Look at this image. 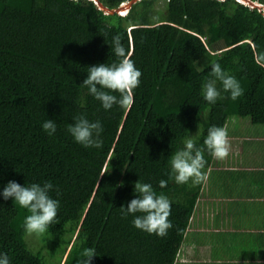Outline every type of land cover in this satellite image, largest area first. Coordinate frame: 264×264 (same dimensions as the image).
Segmentation results:
<instances>
[{"label":"trees","instance_id":"16d2710c","mask_svg":"<svg viewBox=\"0 0 264 264\" xmlns=\"http://www.w3.org/2000/svg\"><path fill=\"white\" fill-rule=\"evenodd\" d=\"M128 1L100 0L112 9ZM117 34L142 73L129 111L105 110L82 85L88 67L115 61ZM258 54L264 11L239 0H136L125 14L95 0H0V193L9 181L51 182L49 196L60 203L35 248L23 227L30 213L0 195V253L10 264H79L93 248L91 264H174L199 183L170 179V158L188 138L202 147L211 126L226 129L235 116L264 124ZM213 63L243 96L203 99ZM81 114L102 123L101 147L86 148L67 131ZM48 119L56 123L51 136L42 129ZM204 158L205 173L214 159L207 151ZM138 180L171 201L164 237L121 215Z\"/></svg>","mask_w":264,"mask_h":264},{"label":"clouds","instance_id":"9594fccd","mask_svg":"<svg viewBox=\"0 0 264 264\" xmlns=\"http://www.w3.org/2000/svg\"><path fill=\"white\" fill-rule=\"evenodd\" d=\"M239 1L250 4L245 0ZM250 1L262 5V9H260L257 5L250 4L258 7L260 11H264L263 3L256 0ZM72 2L78 3V0H72ZM110 47L116 57L115 61L111 64L88 67V75L82 85L88 89L91 96L101 102L105 110H110L114 105H117L123 110L129 111L134 103V89L139 86L142 73L135 67V63L123 46L119 34L112 37ZM255 60L261 68H264V54H258ZM218 83L220 88L217 87ZM222 92L230 93V99L233 101L244 94L238 80L224 71L219 63H213L209 79L202 85V96L209 104H215L218 99L225 98ZM73 119L74 123L68 125L67 131L75 142L86 148L102 146L99 137L103 132V125L99 120L91 122L83 114L77 115ZM42 129L51 136L56 132V123L48 119L43 122ZM205 151L216 160L228 157L231 144L225 128L211 126L202 147H197L192 138L186 139L184 147L176 151L170 158L169 178L174 179L176 184H187L189 181L193 184L199 183L204 177L203 169L207 163L204 158ZM159 183L161 187H164L167 182L161 180ZM52 189L51 182H45L43 186L38 183L21 186L15 181H9L0 195L4 200L12 198L21 208L30 213L25 217L23 224L27 234L43 235L55 222L60 206L59 200L49 196ZM134 191L137 198L132 199L127 206L120 207L122 217L127 218L132 215L134 217L133 226L149 235L166 236L168 230L173 227L169 220L171 201L163 194L157 195L151 184L141 183L139 180L134 184ZM81 255L82 259L79 264H91L93 257L96 256V251L93 248H86ZM0 264H10L7 254L0 253Z\"/></svg>","mask_w":264,"mask_h":264},{"label":"crops","instance_id":"0c3cea01","mask_svg":"<svg viewBox=\"0 0 264 264\" xmlns=\"http://www.w3.org/2000/svg\"><path fill=\"white\" fill-rule=\"evenodd\" d=\"M241 125L199 182L174 264H264V124Z\"/></svg>","mask_w":264,"mask_h":264},{"label":"water","instance_id":"95a60500","mask_svg":"<svg viewBox=\"0 0 264 264\" xmlns=\"http://www.w3.org/2000/svg\"><path fill=\"white\" fill-rule=\"evenodd\" d=\"M95 1L98 3L99 7L104 12H107V13H115L116 12V13H121L122 14V12H126L129 9V7L131 6V4L133 2H135L136 0H130L128 2L122 3L119 7L113 8V9L105 6L103 3L100 2V0H95ZM245 1L249 2L252 5H257L260 9H262V5H260V4L251 2L250 0H245Z\"/></svg>","mask_w":264,"mask_h":264},{"label":"rangeland","instance_id":"374dc122","mask_svg":"<svg viewBox=\"0 0 264 264\" xmlns=\"http://www.w3.org/2000/svg\"><path fill=\"white\" fill-rule=\"evenodd\" d=\"M235 119H236V121L232 122L231 124H236V128L242 130L243 127L241 124L242 123L245 124L246 122H244V119L237 117V116H235ZM27 238H28L30 245L32 247L36 248V246L39 244L38 243V240H39L38 235H36V234L28 235Z\"/></svg>","mask_w":264,"mask_h":264}]
</instances>
